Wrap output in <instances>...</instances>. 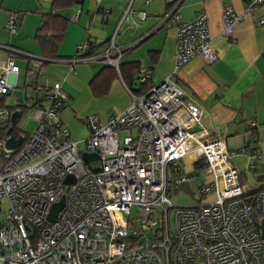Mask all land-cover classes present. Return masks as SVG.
I'll return each instance as SVG.
<instances>
[{
  "label": "built area",
  "instance_id": "1",
  "mask_svg": "<svg viewBox=\"0 0 264 264\" xmlns=\"http://www.w3.org/2000/svg\"><path fill=\"white\" fill-rule=\"evenodd\" d=\"M259 5L264 0H251L246 13ZM138 15L144 19L146 11ZM241 17L226 7L223 34L232 35ZM78 19L79 11L69 21ZM257 22L264 25V17ZM5 27L17 32L14 13ZM175 37L173 73L196 55L206 63L216 59L204 11L179 23ZM87 47L77 46L75 60L99 59L119 71L126 48L111 43L102 54L80 56ZM8 49L11 53L0 62V98L10 92V77L20 70L15 58L22 52ZM151 75L136 70L140 90L125 86L129 105L106 122L97 114L86 116L89 134L81 140L73 139L61 121L67 94L55 81L46 91L47 104L33 108L36 125L22 135L21 144L9 149L7 136L0 141V205L6 203L0 206V264H264V184L244 187L231 160L236 151L245 154L244 147L232 150L225 138L193 130L200 126L201 107L169 76L155 83ZM10 117L11 111L0 107V126ZM121 130L126 131L122 137ZM83 152L97 158L86 162ZM189 153L193 168L211 177L198 194L213 198L177 206L169 193L196 178L180 169ZM247 156L250 169L260 161L264 170L263 153ZM169 169L174 177L168 178ZM67 175L73 181L65 182ZM61 197L62 207L49 220L52 204Z\"/></svg>",
  "mask_w": 264,
  "mask_h": 264
},
{
  "label": "crops",
  "instance_id": "2",
  "mask_svg": "<svg viewBox=\"0 0 264 264\" xmlns=\"http://www.w3.org/2000/svg\"><path fill=\"white\" fill-rule=\"evenodd\" d=\"M51 2L0 0V62L11 53L8 48L22 52L15 58L20 70L10 77L14 86L3 97V107L20 110L17 126L22 133L27 135L34 129L33 108L47 104L46 91L55 81L61 82L67 94V105L59 114L75 140L84 138L81 132L86 116L97 114L106 122L111 114L129 105L130 95L116 69L99 59L75 60L77 46L84 43L87 49L92 48L89 55L102 54L111 43L126 48L120 63H135L137 69L151 71L155 83L169 76L185 97L201 107L199 123L205 137L225 138L228 148L237 150L250 148L248 133L258 138L264 133V25L257 22L264 17V5L246 13L251 0H83L62 9L68 18L79 11L78 22L69 21L58 57L38 66L35 61L43 55L35 33L41 23L40 12L48 11ZM226 7L242 16L230 36L222 32ZM142 10L146 11L144 19L138 15ZM201 11L207 15L216 59L206 63L196 55L173 73L176 26ZM10 13L16 17V33L5 27ZM22 104L26 108L19 107ZM26 114L29 116L23 125ZM251 122L256 123L254 128ZM246 157L250 167L251 159ZM181 163L193 167L194 155L187 154ZM240 172L244 176V171Z\"/></svg>",
  "mask_w": 264,
  "mask_h": 264
},
{
  "label": "trees",
  "instance_id": "3",
  "mask_svg": "<svg viewBox=\"0 0 264 264\" xmlns=\"http://www.w3.org/2000/svg\"><path fill=\"white\" fill-rule=\"evenodd\" d=\"M83 0H52L50 9L48 11L40 12L41 13V23L36 30L35 38L38 40L43 57L40 59L41 63H45L49 59L57 58V50L62 41L64 31L69 23V18L67 15L62 13V9L68 8L75 3H81ZM175 14V13H174ZM80 56H87L91 54V50L87 49ZM108 65V64H106ZM111 66V65H108ZM137 64L135 63H119V71L118 74L123 81V83L128 87L130 90L138 92L140 89L136 88L134 85L136 84L135 76L133 75L135 70L137 69ZM111 69L115 71V68L111 66ZM116 72V71H115ZM3 97L0 98V107H3ZM19 107L26 108L25 104L20 105ZM10 111L12 110L11 107L7 106ZM11 112V113H12ZM19 119H17L14 123L10 122L6 124V126H0V141L6 137V130L7 128L11 127L12 133L16 136L23 135L24 137L26 134L20 131L19 127L17 126ZM251 128H254L251 126ZM253 137L257 135L253 133Z\"/></svg>",
  "mask_w": 264,
  "mask_h": 264
},
{
  "label": "rangeland",
  "instance_id": "4",
  "mask_svg": "<svg viewBox=\"0 0 264 264\" xmlns=\"http://www.w3.org/2000/svg\"><path fill=\"white\" fill-rule=\"evenodd\" d=\"M20 65L23 67L22 64H20ZM27 116H29V115L26 114L25 117L21 120L23 125H24V122H25ZM83 126L84 127L82 129L81 134H83L84 138H85L89 134V129L85 123ZM124 134H126L125 130H121L119 133L120 137H122ZM255 138L256 137H253V134L248 133L247 139H249V141L251 142L250 148H248V147L244 148L245 154H243V155H242V153L236 151L238 154H236L234 157H232V162L235 164L237 169L239 171L240 170L244 171V176H243V186L244 187H251V186H254L255 184H257L256 186H259L260 184L264 183V181L259 182L260 177L264 175L262 162L256 161L257 168H258L256 170L249 169V167H248V161H247L246 154L249 155L252 152H257V154H259V153L264 154V133H262L261 136H259V138H258V136H257V139H255ZM259 144H260V146H259ZM261 144H263V145H261ZM82 146L83 145L80 144V147H82ZM233 147L235 149L237 148L236 145H233ZM259 147H260L262 152L260 151ZM179 165H180V169H181L182 173L185 176H188V177L193 176L196 178L195 179L193 178L190 181H183L177 186V188L174 191L172 190L173 192L169 193V197L171 199V202L177 206H191V205H195L198 203H205V202L212 200L213 194H207L206 196L200 197V195L198 194V191H197L198 187L200 185L210 182L211 177L209 175L204 174L203 172H199L198 169H196V168H193V167L186 168L185 165L181 162ZM172 176L174 177L175 175L169 169L168 170V178H171ZM0 206L3 209L6 207V203L3 201ZM136 213H137V210L135 208H133L132 214L135 215ZM3 217H4V215L0 213V221L2 220Z\"/></svg>",
  "mask_w": 264,
  "mask_h": 264
},
{
  "label": "water",
  "instance_id": "5",
  "mask_svg": "<svg viewBox=\"0 0 264 264\" xmlns=\"http://www.w3.org/2000/svg\"><path fill=\"white\" fill-rule=\"evenodd\" d=\"M20 117H21L20 110H15L11 114L10 122L14 123ZM200 129H201V127L199 125L193 126V130H195V131L200 130ZM6 136H7V138H6L4 144H5V147L9 148V149L17 148L21 144L22 139H23L22 135L16 136L14 133H12L11 127L7 128ZM81 156L84 159V161H86V162L97 158V154L96 153L83 152L81 154ZM64 181L65 182L73 181L72 175H67L65 177ZM63 201H64V197H61V199L58 202H55V203L52 204L50 212L48 214V219L49 220H53L56 217L58 211L60 210V208L63 205Z\"/></svg>",
  "mask_w": 264,
  "mask_h": 264
}]
</instances>
